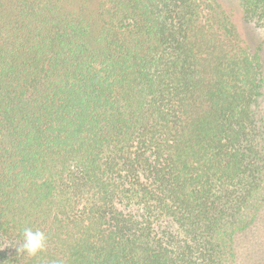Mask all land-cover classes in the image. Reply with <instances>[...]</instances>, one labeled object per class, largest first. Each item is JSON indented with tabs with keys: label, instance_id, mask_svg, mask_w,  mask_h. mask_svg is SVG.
Segmentation results:
<instances>
[{
	"label": "trees",
	"instance_id": "obj_1",
	"mask_svg": "<svg viewBox=\"0 0 264 264\" xmlns=\"http://www.w3.org/2000/svg\"><path fill=\"white\" fill-rule=\"evenodd\" d=\"M262 49L220 0H0V264H238Z\"/></svg>",
	"mask_w": 264,
	"mask_h": 264
},
{
	"label": "rangeland",
	"instance_id": "obj_2",
	"mask_svg": "<svg viewBox=\"0 0 264 264\" xmlns=\"http://www.w3.org/2000/svg\"><path fill=\"white\" fill-rule=\"evenodd\" d=\"M220 1L244 40L252 47L262 45L264 69V26H257L245 18L241 0ZM260 109L264 113V85ZM236 239L238 264H264V204L258 210L255 222Z\"/></svg>",
	"mask_w": 264,
	"mask_h": 264
},
{
	"label": "clouds",
	"instance_id": "obj_3",
	"mask_svg": "<svg viewBox=\"0 0 264 264\" xmlns=\"http://www.w3.org/2000/svg\"><path fill=\"white\" fill-rule=\"evenodd\" d=\"M46 244L47 236L43 231L26 228L23 232V244L17 248V251H24L29 256H35L46 249Z\"/></svg>",
	"mask_w": 264,
	"mask_h": 264
}]
</instances>
